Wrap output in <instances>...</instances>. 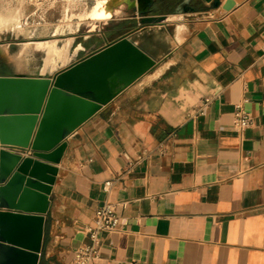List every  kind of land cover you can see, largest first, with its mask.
Listing matches in <instances>:
<instances>
[{
  "label": "crops",
  "instance_id": "obj_1",
  "mask_svg": "<svg viewBox=\"0 0 264 264\" xmlns=\"http://www.w3.org/2000/svg\"><path fill=\"white\" fill-rule=\"evenodd\" d=\"M184 1L131 0L81 24L70 60L50 68L37 50L25 74H54L124 36L157 62L66 138L39 264H72L105 203L120 226L102 234L95 264H264V0H189L178 12ZM3 60L0 75H14ZM237 105L252 118L245 130Z\"/></svg>",
  "mask_w": 264,
  "mask_h": 264
},
{
  "label": "water",
  "instance_id": "obj_2",
  "mask_svg": "<svg viewBox=\"0 0 264 264\" xmlns=\"http://www.w3.org/2000/svg\"><path fill=\"white\" fill-rule=\"evenodd\" d=\"M188 1L177 11L190 9ZM156 63L124 36L48 76L0 75V264L40 263L44 213L66 138ZM29 148L32 155L24 156Z\"/></svg>",
  "mask_w": 264,
  "mask_h": 264
},
{
  "label": "rangeland",
  "instance_id": "obj_3",
  "mask_svg": "<svg viewBox=\"0 0 264 264\" xmlns=\"http://www.w3.org/2000/svg\"><path fill=\"white\" fill-rule=\"evenodd\" d=\"M84 1L87 2L89 7L95 2V0H93V4H89L87 0H0V16H4L8 22L6 26L0 29V40L6 41L8 43L9 52L15 53L27 43V38L29 40H35L43 36L44 33L51 31L52 37H47L50 41L56 43L64 50L65 55L63 61L67 59L70 60V45L81 24L84 23L90 29H94L97 24L100 23H93L89 20L81 21L79 18H73L70 21H62V14L65 8L75 7L78 3ZM123 9L116 14H120ZM57 26H59V28ZM60 27L63 36L56 37V35H54L55 28H57L56 31H59ZM84 30L85 27L83 28V31ZM88 34L89 33H87V35ZM60 37L63 41V45L61 46L58 44L60 42ZM37 50H43L44 53H46V50L42 48L31 49L30 63L32 65L38 63L41 57V51ZM1 68L5 67L1 66Z\"/></svg>",
  "mask_w": 264,
  "mask_h": 264
},
{
  "label": "bare ground",
  "instance_id": "obj_4",
  "mask_svg": "<svg viewBox=\"0 0 264 264\" xmlns=\"http://www.w3.org/2000/svg\"><path fill=\"white\" fill-rule=\"evenodd\" d=\"M128 4L131 5V0H95L94 4L89 7L87 2L84 1L78 3L75 7L65 8L62 14V21H70L73 18H79L81 21L89 20L93 23L103 22L113 18L117 15V12ZM7 24L8 22L6 18L4 16H0V29ZM33 48H42L46 50V68L53 66L56 61L64 59V50L56 43L50 41L47 36H40L35 40H29L27 38V43L15 53L9 52L8 43L0 40L1 57L9 62H12L16 71L21 73L29 71L30 52ZM51 175L54 176L55 174L51 173Z\"/></svg>",
  "mask_w": 264,
  "mask_h": 264
},
{
  "label": "built area",
  "instance_id": "obj_5",
  "mask_svg": "<svg viewBox=\"0 0 264 264\" xmlns=\"http://www.w3.org/2000/svg\"><path fill=\"white\" fill-rule=\"evenodd\" d=\"M264 50V46H263ZM203 113V108L200 110ZM234 125L239 130H245L252 124L251 116L243 109L242 105H237L234 112ZM32 149L22 151L24 156L32 155ZM112 181H107L104 186L105 191H109ZM120 226V217L117 215L115 207L111 203H105L96 210L93 223L85 228L91 242L79 247L74 254L72 264H95L100 256L102 244V234L105 232H115Z\"/></svg>",
  "mask_w": 264,
  "mask_h": 264
},
{
  "label": "flooded vegetation",
  "instance_id": "obj_6",
  "mask_svg": "<svg viewBox=\"0 0 264 264\" xmlns=\"http://www.w3.org/2000/svg\"><path fill=\"white\" fill-rule=\"evenodd\" d=\"M192 7H194V6H190V8H192ZM118 15V14H117Z\"/></svg>",
  "mask_w": 264,
  "mask_h": 264
}]
</instances>
